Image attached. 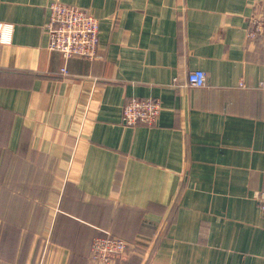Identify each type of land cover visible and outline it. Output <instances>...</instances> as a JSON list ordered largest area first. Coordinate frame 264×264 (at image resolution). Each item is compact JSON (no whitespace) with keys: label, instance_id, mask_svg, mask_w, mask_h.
Instances as JSON below:
<instances>
[{"label":"crops","instance_id":"obj_1","mask_svg":"<svg viewBox=\"0 0 264 264\" xmlns=\"http://www.w3.org/2000/svg\"><path fill=\"white\" fill-rule=\"evenodd\" d=\"M55 2L99 21L96 60L49 51ZM263 6L0 0V264H96L101 232L123 264H264ZM131 98L161 101L155 126L123 123Z\"/></svg>","mask_w":264,"mask_h":264},{"label":"built area","instance_id":"obj_2","mask_svg":"<svg viewBox=\"0 0 264 264\" xmlns=\"http://www.w3.org/2000/svg\"><path fill=\"white\" fill-rule=\"evenodd\" d=\"M46 28L49 51L61 54L66 62L73 58L93 61L99 57V21L82 9L60 2L51 4ZM260 34H264V6L250 16L247 36L252 39ZM5 42L7 40L2 35L0 25V43ZM62 73L68 75L67 68ZM206 81L207 75L204 71L193 70L187 74L186 86L203 88ZM260 87L264 88V83ZM161 111L162 103L159 99L131 98L122 108L123 123L128 127H152L157 124ZM257 202L264 218V191L257 197ZM127 248L128 244L123 239L105 232V236L93 240L91 259L96 264H123Z\"/></svg>","mask_w":264,"mask_h":264},{"label":"trees","instance_id":"obj_3","mask_svg":"<svg viewBox=\"0 0 264 264\" xmlns=\"http://www.w3.org/2000/svg\"><path fill=\"white\" fill-rule=\"evenodd\" d=\"M112 236H114V234L113 233H111V232H109ZM101 236H105V233L104 232H101V234L99 235V236H97V237H101ZM96 237V238H97ZM114 237H116V236H114ZM119 238V237H118ZM125 241V240H124ZM125 242H127V241H125ZM128 244V243H127ZM129 247H130V245L128 244V248H127V251H128V249H129Z\"/></svg>","mask_w":264,"mask_h":264}]
</instances>
